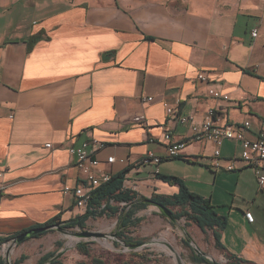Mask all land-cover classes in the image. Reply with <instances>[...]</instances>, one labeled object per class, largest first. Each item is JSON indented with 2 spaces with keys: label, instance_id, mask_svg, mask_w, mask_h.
Instances as JSON below:
<instances>
[{
  "label": "crops",
  "instance_id": "obj_1",
  "mask_svg": "<svg viewBox=\"0 0 264 264\" xmlns=\"http://www.w3.org/2000/svg\"><path fill=\"white\" fill-rule=\"evenodd\" d=\"M210 89L228 100L213 99ZM208 109L220 124L249 122L248 140L264 133V0H0V236L84 214L62 192L80 183L67 149L96 139L105 144L98 160H126L109 172L125 173L124 187L137 181L146 199L178 193L160 176L188 181L173 162L204 167L185 186L226 219L222 255L264 264V188L239 160L241 143H222L217 172L212 143L188 144L159 164L157 176L141 164L148 152L165 156V132L174 141L189 137L178 117L201 124ZM136 115L146 124L132 123ZM189 236L196 244L205 238L195 225ZM61 241L56 231L31 238L13 250L14 260L36 264Z\"/></svg>",
  "mask_w": 264,
  "mask_h": 264
},
{
  "label": "built area",
  "instance_id": "obj_2",
  "mask_svg": "<svg viewBox=\"0 0 264 264\" xmlns=\"http://www.w3.org/2000/svg\"><path fill=\"white\" fill-rule=\"evenodd\" d=\"M251 36L255 38L257 36V30L254 29L251 32ZM197 80L205 82L204 75L199 74ZM208 95L213 99L228 100L227 95L222 94L217 90L210 89L207 91ZM143 102H150L152 98H143ZM179 102L177 101V104ZM166 114L171 115L174 111L168 105H165ZM131 122L138 125H145L146 119L144 115H136L131 118ZM178 122L182 125H188L190 129V135L183 141H174L170 132H165L163 141L165 143V156H157L152 152H148L142 159L141 164L144 166L152 165L154 170L153 176L158 175V166L164 160H171L177 158L182 150L192 143H212L214 145V151L212 154L211 169L217 172L220 169L219 148L226 140L237 141L241 143L242 150L239 160L243 162L247 167L254 170L257 184L260 189L264 188V133H260L255 140H248L244 134L249 130V122L243 123L241 126L232 127L225 124H220L216 113L213 109H208L205 119L201 124L194 123L193 117L181 116L178 117ZM149 142H153V139H149ZM47 149L52 146L50 144L45 145ZM105 148V144L96 140L90 139L83 141L79 146H70L67 149L68 154L75 161V167L79 173V185L75 188L63 187V194H72L75 199V206L78 209H85L88 202L91 199V191L99 187L102 184L108 183L112 177L109 172L110 166L115 162L119 164H126V160H116L114 157L109 156L102 163L98 160L97 153ZM105 166V167H103ZM235 170L233 161L225 167V171L232 172ZM123 188L130 192L136 193L138 191L137 181L132 182L129 186ZM244 218L249 223H253L254 218L250 212L244 213Z\"/></svg>",
  "mask_w": 264,
  "mask_h": 264
},
{
  "label": "trees",
  "instance_id": "obj_3",
  "mask_svg": "<svg viewBox=\"0 0 264 264\" xmlns=\"http://www.w3.org/2000/svg\"><path fill=\"white\" fill-rule=\"evenodd\" d=\"M124 175L125 173L113 175L108 183L102 184L99 187L92 189L91 199L85 208L84 214L71 219L62 227L64 229L78 228L83 230L85 229L86 222L89 219L101 217L109 219L112 217H117L116 235L118 240L124 246L138 245L143 243L144 240L135 239L130 235V230L136 228L143 221V218L136 216L137 212L145 210L151 205H161L172 212L174 221L185 219L187 223L195 225L197 228H199L203 234H206L207 231H210L214 242V248L220 252L225 251L223 245L221 244V232L226 228L227 221L224 217L218 215L214 206L208 199L190 192L184 183L177 178L160 176L159 178L162 181L177 185L179 191L175 196L153 194L149 198L151 201L150 205L144 202L146 198H143L138 194L123 188ZM174 209L177 211H174ZM159 216L165 218L162 213H159ZM57 223H59V218L55 217L49 222L41 225H35L31 229L47 227ZM24 232L26 231L8 236H0V253L3 245L10 242L15 236ZM48 232L36 235L31 238H37L47 234ZM182 242L184 246L189 248L188 242L184 240ZM55 245L58 248H61L62 246L61 243H56ZM76 249L82 255L88 256L89 254V251L84 244L77 245ZM55 253L56 252L48 253L47 255L41 257L36 264H41L52 258ZM191 254V260L193 263L211 264L205 257L197 255L192 251ZM26 259L27 257L21 256L19 259L14 260L12 264H23ZM226 259L227 264H250L249 262L237 259L231 255H226ZM0 264H5L1 255ZM50 264H61V261L58 259L51 262ZM93 264L105 263L99 259H93ZM214 264L220 263L215 262Z\"/></svg>",
  "mask_w": 264,
  "mask_h": 264
},
{
  "label": "rangeland",
  "instance_id": "obj_4",
  "mask_svg": "<svg viewBox=\"0 0 264 264\" xmlns=\"http://www.w3.org/2000/svg\"><path fill=\"white\" fill-rule=\"evenodd\" d=\"M172 163V162H171ZM176 163L175 171L179 176H185L188 181L185 185H191L190 181H197L198 173L205 172L204 167L193 166L184 163ZM208 171V170H207ZM201 182H205L204 174L200 175ZM218 191L216 192V195ZM121 206V205H119ZM147 207L145 210L137 212L143 221L136 227L130 230V235L135 239H143L148 245L134 251H127L122 243L113 237L116 232L117 217L106 219L105 217L89 219L86 222V227L83 230L78 228L66 229L68 232L87 231L106 235L105 238H76L68 235L62 236L61 248L56 245L52 248L53 252L64 250L63 255L59 258L61 264H93V259H99L105 264H195L191 260V249L183 244L185 230L189 234L192 224H189L185 219H181L175 223H171L166 217L159 216L158 210L154 207ZM155 210V212H152ZM174 211H177L174 209ZM204 240L193 243L200 252L208 254L216 263L227 264V259L221 252H214L211 246V233L205 234ZM74 240V241H73ZM84 244L89 251L88 256L82 255L76 249L77 245ZM168 244L172 251L167 247ZM7 247V246H6ZM5 247V248H6ZM5 250H1L0 255L6 262ZM40 252V251H39ZM216 253L212 256L211 253ZM28 254L37 261L38 254L36 252H28ZM14 252L9 256L11 263L14 262Z\"/></svg>",
  "mask_w": 264,
  "mask_h": 264
},
{
  "label": "water",
  "instance_id": "obj_5",
  "mask_svg": "<svg viewBox=\"0 0 264 264\" xmlns=\"http://www.w3.org/2000/svg\"><path fill=\"white\" fill-rule=\"evenodd\" d=\"M145 203L150 204L151 205V201L149 199L144 200ZM153 207H155L159 213H162L171 223H175L177 221H174L173 217H172V212L168 209H166L165 207L161 206V205H151ZM65 223L59 222L57 224L51 225V226H47V227H41V228H34V229H30L24 233H21L17 236H15L10 242H8L7 244L3 245L2 250H5V257H6V262L5 264H12L9 260V256L11 255L12 251L15 250V248L23 243L25 240L34 237L36 235H40L42 233L48 232V231H56L60 234L63 235H68V236H72V237H76V238H84V239H92V238H105L106 235L103 234H98V233H92V232H87V231H82V232H77V231H72V232H68L66 229H64L62 226H64ZM182 231L184 232V237L183 240L188 242V245L191 249V251L197 255L203 256L206 259H208V261L211 264H214V260L212 258H210V256L208 254L202 253L200 252V250L194 246V244L192 243V240L190 241V236L187 232H185V230L182 229ZM113 237L117 238L116 232L115 235H112ZM148 245V243H141L138 245H132V246H124L122 244V246H124V248L127 249V251H134V250H138L140 248H144ZM167 247L172 251V248L166 244ZM7 246V247H6ZM6 247V248H5ZM64 253V250L61 249L58 253H56L52 258L46 260L45 262L41 263V264H50L51 262L58 260Z\"/></svg>",
  "mask_w": 264,
  "mask_h": 264
},
{
  "label": "bare ground",
  "instance_id": "obj_6",
  "mask_svg": "<svg viewBox=\"0 0 264 264\" xmlns=\"http://www.w3.org/2000/svg\"><path fill=\"white\" fill-rule=\"evenodd\" d=\"M74 241V240H73Z\"/></svg>",
  "mask_w": 264,
  "mask_h": 264
}]
</instances>
